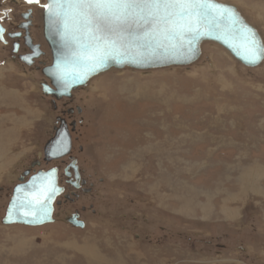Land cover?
Returning a JSON list of instances; mask_svg holds the SVG:
<instances>
[{
	"label": "rangeland",
	"instance_id": "rangeland-1",
	"mask_svg": "<svg viewBox=\"0 0 264 264\" xmlns=\"http://www.w3.org/2000/svg\"><path fill=\"white\" fill-rule=\"evenodd\" d=\"M220 1L264 37V0ZM8 51L0 45V264H264V61L250 69L207 43L190 67L110 71L57 102ZM61 114L76 121L94 195L58 222L3 225L8 193ZM76 207L84 228L65 220Z\"/></svg>",
	"mask_w": 264,
	"mask_h": 264
},
{
	"label": "water",
	"instance_id": "water-1",
	"mask_svg": "<svg viewBox=\"0 0 264 264\" xmlns=\"http://www.w3.org/2000/svg\"><path fill=\"white\" fill-rule=\"evenodd\" d=\"M51 3L53 0H46L42 13L43 34L51 53V63L42 69L45 79L40 83L42 94L56 100L71 98L75 91L87 87L94 78L114 70L152 71L190 67L201 60L204 45L207 43L220 45L236 61L250 69L260 67L264 61V51H259L264 49V37L259 27L248 19L238 5L214 0V3L231 10L237 21L235 25L228 13H225L215 26L207 29L201 26L200 34L194 38L187 34L183 38L151 43L138 39V30L133 27L131 34L125 33L123 43L117 44L102 65L97 64L89 69L78 61L77 47L67 42L62 24L51 14L52 10L48 7ZM248 29L251 32L246 38L245 32ZM252 38L258 46V56L254 62L248 52L251 47L248 40ZM70 149L71 137L67 130H62L55 139L46 144L44 154L47 161H52L68 155ZM75 163L76 160L73 164ZM62 194L57 168L39 170L27 181L14 186L2 223L32 227L54 223L55 203ZM75 226L84 228L85 224L80 222Z\"/></svg>",
	"mask_w": 264,
	"mask_h": 264
},
{
	"label": "snow or ice",
	"instance_id": "snow-or-ice-1",
	"mask_svg": "<svg viewBox=\"0 0 264 264\" xmlns=\"http://www.w3.org/2000/svg\"><path fill=\"white\" fill-rule=\"evenodd\" d=\"M48 7L62 24L69 45L77 47L78 61L89 69L102 65L133 27L138 30V39L151 43L187 34L194 38L200 34L201 26H215L225 13L233 25L237 23L231 10L214 0H53ZM250 32L246 30V38ZM248 43L254 62L257 42L252 38Z\"/></svg>",
	"mask_w": 264,
	"mask_h": 264
},
{
	"label": "flooded vegetation",
	"instance_id": "flooded-vegetation-1",
	"mask_svg": "<svg viewBox=\"0 0 264 264\" xmlns=\"http://www.w3.org/2000/svg\"><path fill=\"white\" fill-rule=\"evenodd\" d=\"M45 3L44 0H33L31 3H29L28 0H0V29H3V31L0 32V45L3 46L5 50L9 49L8 54L11 60L26 65L27 68L35 73L36 70L41 73L42 69L51 63L49 47L47 45V49L44 42L41 41L42 38L44 39L42 33V13ZM47 81L49 82V80ZM80 90L82 89L77 91ZM77 91L73 93L71 98L65 97L62 101L67 100V102H74L76 100L75 93ZM55 101L58 102L61 100L55 99ZM77 108V113H81L82 109L78 106ZM75 111L76 110L71 108L68 113L74 114ZM71 114H61L56 117L50 139H55L58 133L62 130H67L71 137V149L69 154L59 158L56 161L57 163L51 167H46V165H44L47 163L44 153L42 155H37L33 159L32 166L19 174L15 184L17 185L18 183L27 181L31 175L39 170H48L52 167H56L58 182L63 188V194L57 198L55 203V222H58V213L61 212L65 205H75L80 201L83 195H94V183L84 177L79 159L74 155L72 130L76 127V121H70ZM66 158H69V160L67 161ZM74 160H76L77 163L73 164ZM12 192L13 190L8 193L10 198ZM82 213L81 208L76 207L74 210L66 212L65 220L72 226L80 222H84L85 224Z\"/></svg>",
	"mask_w": 264,
	"mask_h": 264
},
{
	"label": "bare ground",
	"instance_id": "bare-ground-1",
	"mask_svg": "<svg viewBox=\"0 0 264 264\" xmlns=\"http://www.w3.org/2000/svg\"><path fill=\"white\" fill-rule=\"evenodd\" d=\"M224 49V48H223ZM224 51L230 56V54L228 53V51H226L225 49H224ZM225 53V54H226ZM232 56V55H231ZM230 56V57H231ZM233 57V56H232ZM233 59H234V57H233ZM235 60V59H234ZM6 161V160H5ZM6 163V162H5ZM4 163V164H5ZM262 169V168H261ZM259 170V169H258ZM257 171V170H256ZM248 175V174H247ZM254 176V175H253ZM16 177V179H17V177H18V174H17V176H15ZM23 177V176H22ZM245 178H247V177H245ZM251 181H252V179H249V178H247V184L248 185H250L251 184ZM249 188V187H248ZM241 198V197H240ZM202 202V201H201ZM207 204V203H206ZM206 208V207H205ZM225 208V207H224ZM224 210V209H223ZM227 210V209H226ZM207 212V211H206ZM231 213V212H230ZM227 214H229V213H227ZM229 215H231V214H229ZM55 216V214L53 215V217ZM3 224V223H2ZM50 224V223H49ZM3 225H5V224H3ZM12 225H14V224H12ZM5 226H7V225H5ZM14 247V246H13ZM92 251V250H91ZM87 252V251H86ZM85 252V253H86ZM96 253V252H95ZM92 254V253H91ZM91 254H88V255H90V256H93V255H91ZM87 256V255H86ZM96 257V256H95ZM93 258H94V256H93ZM92 259V258H91ZM96 259V258H95ZM88 261V260H87ZM95 262H96V260H95Z\"/></svg>",
	"mask_w": 264,
	"mask_h": 264
}]
</instances>
